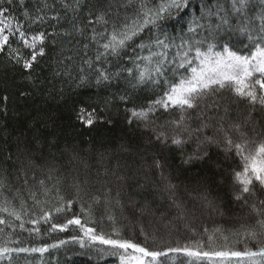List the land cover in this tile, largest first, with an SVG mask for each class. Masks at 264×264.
Here are the masks:
<instances>
[{
  "label": "trees",
  "instance_id": "obj_1",
  "mask_svg": "<svg viewBox=\"0 0 264 264\" xmlns=\"http://www.w3.org/2000/svg\"><path fill=\"white\" fill-rule=\"evenodd\" d=\"M65 2L75 6V0H25L23 6L18 0H12L11 4L8 0H0V8L9 9L6 16L15 17L30 34L40 30L48 34L45 55L38 57L31 70L24 69L7 52L0 53V109L7 108L6 114L0 111V206L14 208L22 215V220L16 221L7 213L0 212V217L11 224V227L7 224L0 225L3 229L0 232V246L40 247L57 243L61 239L68 240L71 235L78 234L72 227L66 232H53L50 224L43 221L39 225L28 222L40 217L42 210H53L52 222L55 223H62L73 214L79 215L82 222L88 221L89 216L85 213H90L91 221L95 222L90 223V226L96 227L98 232L107 234L113 228H119L123 238L150 248L176 246L196 240H204L207 248V236L217 228L221 230L215 233L217 245L227 243L236 250H244L245 246L255 250L264 245V235L258 236L259 243L245 236L248 228H253L258 233L262 231L256 225L258 217L251 205L262 207L260 201L264 200V191L257 187L255 195L245 194L243 200L235 198L241 191V186L236 183L235 172L242 169V161L235 151H225L223 143L220 146L213 145L207 148L208 155L203 160L185 163V159L193 153L194 141L181 148L171 144L170 140L166 145L155 140L158 132H171L167 121L178 118L177 111H158L155 116L150 117L155 123L149 127H144L135 120L132 124L128 123L129 109L146 108L162 94L166 87L164 84L159 87L148 84L132 88L128 82L130 78L125 72H121L111 82L97 85L94 73L84 65L85 59H94L96 54V48L90 43L88 36L93 26L99 30V25L90 24L89 21L94 20L97 12L107 10L109 4L115 5V11L123 0H79V8L75 12L70 8L65 9ZM160 2L161 0H146L149 7H156ZM191 3L194 7L184 16L181 25L190 22L197 15L195 5L200 4L201 0H191ZM224 3L225 7L229 6L228 0H224ZM38 9H42L41 14H47L48 17L59 14L62 19L59 23L48 19L46 23H35L29 27L23 12L27 10L34 17ZM119 10L124 12L123 8ZM262 14L264 0H248L245 15L251 22L253 33L259 31ZM69 19L84 28L83 36L75 33L72 37L62 35L63 30L69 27ZM163 28L168 36L179 42L182 32L175 20L166 19ZM53 33L57 35L53 37ZM149 35L152 34L146 30L138 39L146 40ZM232 36L234 39L230 43L239 54L250 55L255 50L254 40L249 39L243 31H234ZM11 43L24 57L30 55V50L23 46L18 36L13 37ZM85 44L89 45L87 49L84 48ZM129 56H135L131 49L122 54L120 59L109 58L107 61L95 62L94 67H104L114 73L133 67ZM80 66H84L88 72V80L84 84L80 83ZM4 96L8 97L7 101L3 100ZM219 96L220 110L215 114L217 117L223 115L224 106H228L229 112L223 121L226 129L239 116L240 121L237 123L242 125V131L247 132L249 138L264 140V109L257 105L252 113L253 122L245 125L244 121L252 105L227 90L219 93ZM81 109L84 110L83 113ZM88 113L93 114L91 126L83 122L88 118ZM192 115L195 116V112ZM219 135L222 137V134ZM230 135L233 140L240 139L239 133L234 130H230ZM147 143L150 145L147 146ZM122 148L125 149L124 154L128 160L133 162L142 158V155L144 157L151 154V160L147 158V168L155 166L154 162L157 160L161 166L165 164L171 170L173 181L170 182L176 185L175 199L181 204L183 202L177 196L178 193L181 197L180 189L186 185L192 189V186L197 185V189L206 192V199L214 208L205 211L202 204L196 205L193 202L191 210L184 209L181 218L170 198L153 191L163 187L159 185L156 174L162 168L155 166L150 170L152 179L141 172L138 179L135 178L136 181L132 175L117 171ZM88 151L93 156H87ZM24 152L33 156L25 159ZM66 153H71L74 159L80 155L87 156L86 164L90 168L97 165L99 156L103 154L106 160L117 156L119 161L114 164L109 161L101 163V166L94 167V171L98 173L93 181L86 178L83 180V177L73 175L70 167L75 161ZM38 161L43 167L48 164L47 170L39 166L41 164ZM218 166L230 177L223 193H218L221 189V179L216 175ZM40 180H44L43 186L39 184ZM118 180L121 186L116 183ZM77 184L81 189L79 193ZM45 188L49 190L47 193ZM135 192H139V195L136 196ZM61 196L65 202L72 199L74 203L63 213H55L54 208L59 205ZM94 197L99 198L98 203ZM130 198L137 202L135 208ZM117 199L123 204L122 208L116 203ZM145 203L150 210L141 214L139 208ZM219 204L221 207L218 209ZM81 206L85 209L84 212L81 211ZM188 210L195 214V218L191 217V213L187 214ZM109 216H113L114 221ZM148 217L151 218L149 222ZM156 218L163 226L153 224ZM141 219L145 220L141 222ZM22 222L23 229L19 227ZM34 227L40 228L39 234L30 231ZM204 229H208V232ZM223 236L228 237L226 242ZM17 240L19 244L15 243ZM97 249H104V253L101 254ZM110 251L108 246L96 245L91 249H81L77 244L69 243L49 248L43 254L13 253L10 260L7 257L0 259V264H119L118 256L109 255ZM161 259H166L167 264H189L191 260L183 254H170ZM195 264L210 262L196 261Z\"/></svg>",
  "mask_w": 264,
  "mask_h": 264
},
{
  "label": "snow or ice",
  "instance_id": "obj_2",
  "mask_svg": "<svg viewBox=\"0 0 264 264\" xmlns=\"http://www.w3.org/2000/svg\"><path fill=\"white\" fill-rule=\"evenodd\" d=\"M18 2L23 6L25 0ZM8 3L11 4L12 0H8ZM228 5L225 7L224 0H211V2L201 0L200 4L195 5L197 15L190 22L181 25L184 16L194 7L191 0H161L156 7H149L146 0H123L115 11H113L115 5L109 4L107 10L97 12L94 20L89 21L90 24L99 25V30L95 26L91 29L88 40L96 48V54L94 59H85L84 65L94 73L97 85L111 82L113 77H119L121 72H125L130 78L128 82L132 88L148 84L159 87L164 84L165 90L146 108L129 109L128 123L132 124L135 120L144 127H149L155 123L150 117L155 116L158 111L164 113L177 111L178 118L167 121L171 132L160 131L155 135V140L165 145L170 140L171 144L181 148L194 141L193 153L185 159V163L203 160L208 155L209 146H220L223 143L225 151L234 150L242 161V169L235 172V179L241 186V191L235 198L243 200L245 194L255 195L257 187L264 191V140L256 141L249 138L248 133L242 131L240 123H230L226 129L223 121L229 112L227 105L223 108V115L217 117L215 113L220 110L219 93L225 90L234 93L240 99H246L252 105L244 121L245 125L253 122L252 113L257 105L264 109V46H262L264 45V14L261 16L258 33H253L251 22L245 15L248 0H228ZM64 7L75 12L79 8V0H75V6L65 2ZM120 8H123L124 12H121ZM8 11V8H0V53L7 52L16 63L22 64L26 70H31L38 57L45 55L48 34L44 30L30 34L15 17L6 16ZM42 11L38 9L34 17L27 10L23 12L29 27L35 23H46L48 19L58 23L62 19L59 14L48 17L47 14H41ZM166 19H173L177 25H180L182 35L179 42L164 32L163 22ZM234 20H236L235 24ZM68 24L69 27L63 30L62 35L65 37H72L74 33L78 36L84 35V28L74 23L73 19H69ZM146 30L152 35L146 40L138 39ZM234 31H243L249 39L254 40L255 50L250 55L239 54L233 50L230 41L234 39L232 36ZM52 35L54 37L57 34ZM16 36L20 38L23 46L30 50L28 57H24L18 48L12 47L11 40ZM88 46L85 44L84 48L87 49ZM128 49L135 53L134 57L129 56L133 67L123 68L114 73L104 67H94L95 62L107 61L109 58L120 59ZM79 72L82 73L80 83H86L88 72L85 71V67L80 66ZM3 100L7 101L8 97L4 96ZM0 111L6 114L7 108ZM83 111L81 109V113ZM192 112H195V116ZM83 122L91 126L93 114L88 113V118ZM161 127L163 128L164 125ZM230 130L239 133L240 139L233 140ZM219 134H222V137ZM30 163L34 162L30 161ZM154 163L158 169L162 167L159 160ZM160 177L167 180L163 171L160 172ZM44 183V180L39 181L41 186ZM76 187L79 193L81 190L79 185L77 184ZM175 188L176 185L170 181L164 186V190L170 194L169 198L182 218L184 208L175 199ZM44 190L45 193L49 191L47 188ZM119 195L118 192L117 197ZM33 198L35 199L34 194ZM94 200L99 202L98 197H94ZM59 201V205L54 208L55 213H63L74 203L72 199L65 202L62 196L59 197ZM116 203L123 207L119 199ZM131 203L135 208L137 202L131 199ZM260 204L262 207L258 208L253 204L251 209L256 213L258 217L256 225L262 231L258 233L255 229L248 228L245 233L246 238L250 237L257 243H259L258 236L264 235V200H261ZM149 210L147 203L139 208L141 214ZM81 211H85L83 206ZM0 212L7 213L16 221L22 220L21 212L14 208L0 206ZM85 214L89 216L88 221L82 222L79 215L73 214L64 222L55 223L52 222L53 210H42L40 217L28 222L39 225L43 221L50 224L53 232L57 230L66 232L72 227L78 234L71 235L68 240L61 239L57 243L40 247L0 246V259L7 257L10 260L13 253L43 254L49 248L75 243L81 249L85 247L91 249L96 245L108 246L111 249L108 254L118 256L119 264H167V260L161 258H167L170 254H183L191 258L189 264L205 260L210 264H264V245L258 246L255 250L247 246L244 250H236L227 243L222 246L217 245L215 233L221 231L219 228L207 236V248L204 240L150 248L123 238L119 228H113L107 234L103 231L98 232L96 227L90 226V223H95L91 221L90 213ZM109 219L114 221L113 216H109ZM6 224L11 227L6 219L0 217V225ZM19 227L23 229L24 223H20ZM30 231L39 234L40 228L34 227ZM204 231L207 233L208 229ZM0 232H3L2 228ZM223 240L226 242L228 237L223 236ZM15 243L20 242L17 240ZM97 251L104 253V249Z\"/></svg>",
  "mask_w": 264,
  "mask_h": 264
},
{
  "label": "rangeland",
  "instance_id": "obj_3",
  "mask_svg": "<svg viewBox=\"0 0 264 264\" xmlns=\"http://www.w3.org/2000/svg\"><path fill=\"white\" fill-rule=\"evenodd\" d=\"M248 105H250V104L248 103ZM239 121H240V117L236 116V118L234 119V122L237 123ZM263 128H264V125H263ZM149 145H150V143H147V146H149ZM124 150L125 149L122 148L120 153L124 154L125 153ZM121 154H120L121 161L117 160V156L116 157L115 156H111L108 160H106L105 157H104V154L100 155L99 156V162L94 167L95 168L97 166L99 167V166L102 165L101 163H105L106 161H109V162H111L113 164L116 163L117 161H119L118 164H117V168H118L117 171L119 173L124 171L127 175H130V176L132 175L133 176L132 178L134 180H135V178H136V180L138 179L139 174H141V172L146 173V175L148 177H151L150 179L153 178V176L149 175V173H150V170H152V168H155V166L151 165V168L150 167L147 168V158L148 157H149V159L152 158L151 154L142 153V154H146V155H144V157L142 155V158H140V159H138L137 161H134V162L128 160V158L126 157V154H124V155H121ZM66 155L69 156V155H71V153H66ZM88 155L91 157V156H93V153L91 151H88L87 152V156ZM31 156H33V155H29L26 152H24L25 159H29V158H31ZM87 156L80 155L79 157L77 156L74 159V156L71 155V157L74 159L73 161H75V162L71 164L70 168H71V171H72L74 176H79L81 178L83 177V180L86 178L88 180L91 179V181H93L96 178V175H97L98 171L95 172L94 171L95 170L94 167H92V168L88 167V165L86 164V160H88ZM139 157H141V156H139ZM38 162H40V161H38ZM40 164L41 165H39V166H42V168L44 170L45 169L47 170V168L49 166L48 164H44L45 165L44 167H43L41 162H40ZM119 167H122V168H119ZM145 168H147V169H145ZM161 168H162L161 171H163L164 176L167 177V180H164V179H162L160 177V172L161 171L159 172V170H158L157 173H156L157 176L159 177L158 182H160L159 185H162L163 187L159 188V189L156 188L153 191L156 194H160V196L165 195L166 196L165 198H169L170 194L164 190V186L167 183V181H173V180H171V178H172L171 170L165 164H163ZM216 175H218V177L221 179L220 180V186H221L220 188L221 189H219L218 193H223L224 190L226 189L225 187L229 184L228 181L230 180V177L229 178L227 177L228 176L227 172L224 173L223 172V168L221 166H218V168L216 169ZM116 183H118V185L121 186L120 185L121 182H119V180ZM236 183H238V182L236 181ZM112 186L116 187V184L112 183ZM182 188L183 189L179 188L181 197L178 195V193H177V196L179 197V200L183 202L182 205H183V208L185 210H186V208L191 210V208L193 206V202L196 205L202 204V206L205 208V211L210 210V208H212V209L214 208V206L212 204H210L209 201L206 199V192L204 193L203 189H197V185L192 186V189H189L188 185L183 186ZM135 195L138 196L139 192L138 193L135 192ZM220 207L221 206L219 204L217 208L219 209ZM188 211H186L187 214L191 213V217L195 218V214H193L192 211H189V212ZM155 217H157V216H155ZM147 219H148V222L151 220L150 217H148ZM143 220H145V219H143ZM143 220L141 219V222H143ZM153 224H160L161 226H163V224L160 223V220L158 218H156L153 221ZM166 225L169 227V224H166Z\"/></svg>",
  "mask_w": 264,
  "mask_h": 264
}]
</instances>
